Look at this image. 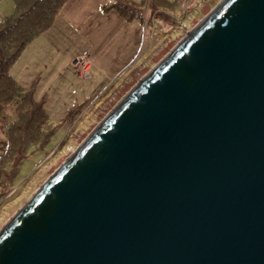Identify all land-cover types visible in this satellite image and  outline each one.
Here are the masks:
<instances>
[{"label": "water", "instance_id": "1", "mask_svg": "<svg viewBox=\"0 0 264 264\" xmlns=\"http://www.w3.org/2000/svg\"><path fill=\"white\" fill-rule=\"evenodd\" d=\"M0 264H264V0H223L0 231Z\"/></svg>", "mask_w": 264, "mask_h": 264}, {"label": "rangeland", "instance_id": "2", "mask_svg": "<svg viewBox=\"0 0 264 264\" xmlns=\"http://www.w3.org/2000/svg\"><path fill=\"white\" fill-rule=\"evenodd\" d=\"M222 1L74 0L25 45L7 74L29 99L26 126L20 98L0 108V231ZM17 13L13 0H0V19ZM159 19L164 34L151 41ZM83 56L85 79L73 62Z\"/></svg>", "mask_w": 264, "mask_h": 264}, {"label": "trees", "instance_id": "3", "mask_svg": "<svg viewBox=\"0 0 264 264\" xmlns=\"http://www.w3.org/2000/svg\"><path fill=\"white\" fill-rule=\"evenodd\" d=\"M66 1L13 0L17 15L12 19H0V108L20 98L19 106H26L24 126L29 114V99L19 94L14 80L7 74L8 67L27 43L51 25Z\"/></svg>", "mask_w": 264, "mask_h": 264}, {"label": "crops", "instance_id": "4", "mask_svg": "<svg viewBox=\"0 0 264 264\" xmlns=\"http://www.w3.org/2000/svg\"><path fill=\"white\" fill-rule=\"evenodd\" d=\"M74 0H67L65 2V4L62 6V8L60 9L59 13H58V16L60 17H63V14L70 10V7L72 5ZM154 18H157V17H154ZM162 20V19H161ZM161 20H156L154 22V24H152L153 28H152V31H151V41L155 40V36H162L164 33L163 31L161 30ZM21 53V52H20ZM19 56V55H18Z\"/></svg>", "mask_w": 264, "mask_h": 264}, {"label": "built area", "instance_id": "5", "mask_svg": "<svg viewBox=\"0 0 264 264\" xmlns=\"http://www.w3.org/2000/svg\"><path fill=\"white\" fill-rule=\"evenodd\" d=\"M74 66H75L76 70L78 71V76H80L84 79L88 78V76H89L88 70L90 67V63L88 62L86 56H83L80 59L74 60Z\"/></svg>", "mask_w": 264, "mask_h": 264}]
</instances>
